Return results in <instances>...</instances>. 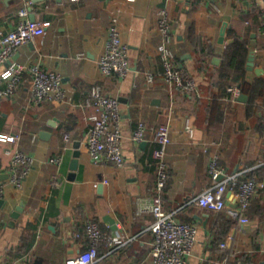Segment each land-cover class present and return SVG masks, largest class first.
<instances>
[{
	"label": "crops",
	"instance_id": "1",
	"mask_svg": "<svg viewBox=\"0 0 264 264\" xmlns=\"http://www.w3.org/2000/svg\"><path fill=\"white\" fill-rule=\"evenodd\" d=\"M25 1L0 2L4 33L16 28ZM30 1L28 17L47 23L45 33L0 65V74L10 65L24 69L15 93L0 99V264H69L87 249L88 222L97 223L112 240L98 245L94 264H151L154 218L148 206L156 193L152 151L161 124L170 131L163 209L176 221L197 228L187 264H239L242 255L256 264L264 262V101L249 103V93L241 90L245 102L217 98L215 85L218 67L235 38L247 40V58L252 54L253 68L261 70L258 75L248 71L246 59L245 82L264 78L261 0ZM162 11L169 20L176 65L194 77L200 91L175 94L163 78L157 51ZM111 27L128 50L130 70L124 77L104 76L98 68ZM34 64L60 74L64 100L33 102L29 68ZM94 86L120 103L121 167L93 164L87 152L91 110L84 102ZM4 87L0 79V89ZM214 98L219 105L215 117L210 109ZM139 122L145 124V139L135 143L132 134ZM8 135L19 139L5 143ZM77 143L80 154L72 171ZM8 149L32 160L20 187L10 183ZM214 158L223 175H253L263 185L245 212V226L239 223L234 194H226V208L220 213L195 203L213 183L209 163ZM21 204L22 211L13 219ZM222 231L226 235L217 241Z\"/></svg>",
	"mask_w": 264,
	"mask_h": 264
},
{
	"label": "built area",
	"instance_id": "2",
	"mask_svg": "<svg viewBox=\"0 0 264 264\" xmlns=\"http://www.w3.org/2000/svg\"><path fill=\"white\" fill-rule=\"evenodd\" d=\"M29 5H31V1L26 0L24 7L18 11L19 21L15 29L7 33L0 29V65H4L19 47L40 38L45 33L47 23L41 24L29 19L27 11ZM260 10L264 14V0H261ZM158 29L161 40L157 51L163 66L162 75L169 90L175 94L196 91L197 83L194 77L176 65L174 53L170 48L169 20L164 11L160 17ZM127 51V47L121 42L115 27H111L105 52L98 59L100 72L104 76H126L130 70ZM23 72V67L10 65L0 74V79L5 83V87L0 89V99L10 97L15 93L22 80ZM29 72L31 73L30 91L33 102L44 103L65 99L62 78L59 73L44 70L38 64L32 65ZM152 81L153 77L148 75L147 82L152 83ZM228 92L231 94L232 100H236L240 95L239 89L233 86L228 89ZM84 106L91 110L88 116L91 129L86 138V148L91 162L123 166L121 112L118 99L103 95L100 87L94 86L85 100ZM145 131V124L139 122L132 134L133 142H142L145 139ZM189 132L191 133V130ZM18 139L17 135L4 137L5 143L8 144L16 143ZM64 140L68 142V136L65 135ZM154 142L156 146L152 151V158L157 166V180L156 193L152 196L148 206V212L154 218L150 226L152 234L150 262L151 264H187L197 228L194 225L176 221L162 206L161 192L167 182L165 156L170 143V131L167 124H161L156 128ZM5 154L11 157L10 183L20 187L31 168L32 160L19 151L13 152L8 149L5 150ZM209 170L213 183L196 197L197 206L208 212L220 213L226 208V194H234L238 203L239 223L241 226L249 224L245 212L258 188L263 185L255 178L242 180L238 173L223 175L215 158L209 163ZM221 175L223 178L219 179ZM1 192L2 186L0 185V195ZM84 236L88 241L87 249L73 256L69 260V264H94L98 259V245L103 242L110 244L112 241L95 222H88L85 225ZM74 237L79 238L80 233L74 234Z\"/></svg>",
	"mask_w": 264,
	"mask_h": 264
},
{
	"label": "trees",
	"instance_id": "3",
	"mask_svg": "<svg viewBox=\"0 0 264 264\" xmlns=\"http://www.w3.org/2000/svg\"><path fill=\"white\" fill-rule=\"evenodd\" d=\"M248 53V42L245 39L235 38L234 42L226 49L224 54V61L218 67V71L216 74L215 85L219 90L220 97H231L227 93V89L229 87H236L242 92H248L250 95L249 103H253V100H261L264 101V78H257L256 82L253 84H248L244 80L245 75V63L247 59ZM197 90L200 91L201 86L197 83ZM196 91H190L195 93ZM215 97V96H214ZM211 113L214 117L217 115L216 110L219 108L218 101L214 98L211 102ZM216 112V113H215ZM252 176V177H249ZM254 178L253 175L244 176L241 178L242 180H248ZM256 179V178H255ZM249 209V208H248ZM248 211V210H247ZM218 220L221 219L219 215L217 216ZM218 237H216L217 241H221L223 237L226 235L225 231L218 232ZM239 264H256V262L250 257L240 256Z\"/></svg>",
	"mask_w": 264,
	"mask_h": 264
},
{
	"label": "water",
	"instance_id": "4",
	"mask_svg": "<svg viewBox=\"0 0 264 264\" xmlns=\"http://www.w3.org/2000/svg\"><path fill=\"white\" fill-rule=\"evenodd\" d=\"M30 20L31 21H34L33 19H32V17H30ZM253 61H254V57H253V55L252 54H249V56H248V58H247V63H246V69L248 70V71H253L254 70V72L258 75L259 73H260V69H254L253 68V65H254V63H253ZM246 95H244V94H241L238 98H237V100L239 101V102H245L246 101ZM42 134H45V133H42ZM78 143L77 144H75L74 145V153H73V160L71 161V164H70V169L72 170V171H76L77 170V164H78V158H79V154H80V152H79V150H78ZM222 178V176L221 177H219V179H221ZM22 205L23 204H21V206H19V207H17L16 209H15V211L12 213V215H11V217L13 218V219H17L18 218V216H19V214H20V212L22 211ZM111 223V222H110ZM260 264H264V262H261Z\"/></svg>",
	"mask_w": 264,
	"mask_h": 264
}]
</instances>
